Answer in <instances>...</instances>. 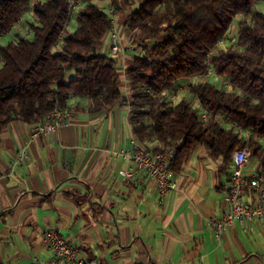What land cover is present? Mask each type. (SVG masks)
<instances>
[{"label":"trees","instance_id":"obj_1","mask_svg":"<svg viewBox=\"0 0 264 264\" xmlns=\"http://www.w3.org/2000/svg\"><path fill=\"white\" fill-rule=\"evenodd\" d=\"M80 1L70 27L63 28L67 0H0V33L24 9L30 33L0 44V136L12 120L34 123L56 105L69 110L73 95L86 97L89 111L128 106L139 142H178L170 168L197 146L221 158L223 172L237 148L264 162V10L253 7L260 0ZM107 7L139 50L123 71L117 56L103 49L112 20ZM234 22L233 41L219 46ZM209 67L233 88L225 92L208 81L190 86L206 119L190 99L171 104L166 89ZM67 70L73 76L66 81ZM217 114L232 124L220 123Z\"/></svg>","mask_w":264,"mask_h":264},{"label":"crops","instance_id":"obj_2","mask_svg":"<svg viewBox=\"0 0 264 264\" xmlns=\"http://www.w3.org/2000/svg\"><path fill=\"white\" fill-rule=\"evenodd\" d=\"M27 17L19 32L27 31ZM72 76L67 70L65 80ZM68 103L69 122L51 134L34 135V123L18 119L1 133L0 264L47 258L41 234L51 228L80 249L78 258L96 264H264V218L236 222L222 238L207 226L226 210L229 167L220 170L221 158L195 147L171 168L177 188L160 200L149 175L114 154L136 140L129 107L89 111L82 96ZM136 141L152 152L166 148ZM23 147L25 160L13 165ZM125 169L130 177L119 173ZM259 170L264 162L250 157L244 174Z\"/></svg>","mask_w":264,"mask_h":264},{"label":"built area","instance_id":"obj_3","mask_svg":"<svg viewBox=\"0 0 264 264\" xmlns=\"http://www.w3.org/2000/svg\"><path fill=\"white\" fill-rule=\"evenodd\" d=\"M32 1V0H30ZM264 1V0H260ZM80 0H67L68 17L63 23V28H69L72 18L76 14ZM107 14L111 17V28L107 33L109 38L105 44L104 52L117 56L119 69L123 71V60L127 52L132 46H128V41L123 39L118 33L115 21L114 11L111 7L106 8ZM28 10L24 9L15 19L14 23L0 33V40L4 35H12L14 32L23 36H30V33L23 30L18 31V24L23 22ZM235 25V22L233 23ZM230 26L229 31L218 41V45L222 46L228 41H233V33ZM1 44V43H0ZM2 64L0 58V66ZM213 80V81H211ZM212 82L225 92L231 91L233 86L231 82L224 76L216 75L212 68L202 74L190 76L182 84L177 83L174 88H168L164 94L170 100L171 104H175L182 97L190 99L192 105L199 107L201 119L207 118V110L200 107L198 97L191 94L190 86L197 82ZM73 97V95H70ZM218 121L224 125H231L232 122L223 114L216 115ZM71 118V111L56 105L50 112L40 116L34 122V135H48L57 131L60 127L65 126ZM234 125V124H233ZM236 130L247 135L248 131L239 125H234ZM178 142L170 141L169 145L161 150L152 152L143 149L138 142L132 138L128 149L114 152L125 160L134 163L138 170L145 171L153 180L154 189L160 200L163 199L170 191L177 188V181L171 173L170 165L173 162ZM27 156V149L23 147L15 153L12 160L13 165H21ZM250 158L248 148H237L231 156V167L228 173V179L223 184L224 201L226 210L219 218H208L207 226L217 238H222L224 233L236 222L244 220L261 221L264 218V171L259 170L250 175L244 174V168ZM119 173L125 177H130L132 173L125 169ZM41 240L48 253L47 258L35 256L31 264H96L95 261H84L78 258L80 249L70 244L55 229H45L41 234Z\"/></svg>","mask_w":264,"mask_h":264},{"label":"rangeland","instance_id":"obj_4","mask_svg":"<svg viewBox=\"0 0 264 264\" xmlns=\"http://www.w3.org/2000/svg\"><path fill=\"white\" fill-rule=\"evenodd\" d=\"M101 4H104V2L103 3H101ZM253 7H254V9L255 10H261V11H263L264 10V1H259V2H256L254 5H253ZM29 16V15H28ZM115 18V17H114ZM115 21H116V18H115ZM116 24H117V21H116ZM117 29H118V33L119 34H121L122 35V37L123 38H125V40L126 41H128V46H131V44H129V42H130V38L121 30V28H119V26H118V24H117ZM163 34H161V35H159L156 39H159V37H161ZM10 37H11V35H4L2 38H1V41L0 42H2V44H4L5 42H7L9 39H10ZM156 39H154L153 41L155 42L156 41ZM108 40H109V38H105V44L106 43H108ZM105 44H104V47H105ZM224 46V45H223ZM104 49V48H103ZM138 50V49H137ZM136 50L133 48V47H131V49L127 52V54H129V55H131L132 54V58H133V56L135 55V52ZM126 54V55H127ZM128 56V55H127ZM132 58H130V59H127V60H123V63H124V66H125V64H126V62L127 61H131V59ZM179 82V84H182V83H184V81H182V80H179L178 81Z\"/></svg>","mask_w":264,"mask_h":264}]
</instances>
